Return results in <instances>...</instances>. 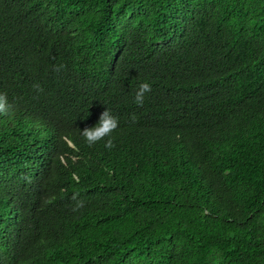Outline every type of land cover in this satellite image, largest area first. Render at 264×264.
Segmentation results:
<instances>
[{
	"label": "trees",
	"instance_id": "1",
	"mask_svg": "<svg viewBox=\"0 0 264 264\" xmlns=\"http://www.w3.org/2000/svg\"><path fill=\"white\" fill-rule=\"evenodd\" d=\"M0 93V264H264V0H0Z\"/></svg>",
	"mask_w": 264,
	"mask_h": 264
},
{
	"label": "clouds",
	"instance_id": "2",
	"mask_svg": "<svg viewBox=\"0 0 264 264\" xmlns=\"http://www.w3.org/2000/svg\"><path fill=\"white\" fill-rule=\"evenodd\" d=\"M64 65L54 66L53 70L57 73L62 71ZM37 92H43V88L39 84L33 85ZM152 88L149 83L140 84L138 90L135 93L134 102L138 107H142L145 100V94L151 92ZM13 109L12 104L9 103L7 95L0 93V116L10 115ZM132 123H135L136 117L133 114L130 117ZM119 127V120L114 116L107 108L100 114L98 123L93 127H85L80 131L81 136L84 138L88 146H93L100 141H105L104 146L108 149L113 148L115 145L112 139V133ZM72 199L76 201L73 211H77L83 206V201L78 199V194H73Z\"/></svg>",
	"mask_w": 264,
	"mask_h": 264
}]
</instances>
